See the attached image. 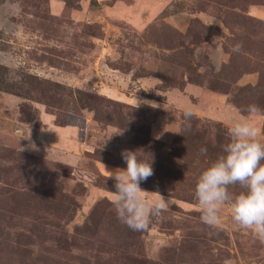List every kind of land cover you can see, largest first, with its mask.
I'll return each instance as SVG.
<instances>
[{"label":"rangeland","instance_id":"1","mask_svg":"<svg viewBox=\"0 0 264 264\" xmlns=\"http://www.w3.org/2000/svg\"><path fill=\"white\" fill-rule=\"evenodd\" d=\"M0 80V264H264L227 205L210 228L194 195L234 121L264 141V0H0ZM123 150L152 161L141 195L171 205L144 231L112 203Z\"/></svg>","mask_w":264,"mask_h":264},{"label":"clouds","instance_id":"2","mask_svg":"<svg viewBox=\"0 0 264 264\" xmlns=\"http://www.w3.org/2000/svg\"><path fill=\"white\" fill-rule=\"evenodd\" d=\"M241 48L242 45L237 43L232 50L239 52ZM221 67L219 63L214 64L217 72ZM144 103L159 107L151 101ZM247 111L259 113L261 110L256 105H249ZM194 116L190 107L183 110L186 127L191 126ZM227 132L229 140L222 145V154L203 169L196 180L194 195L201 213L200 220L210 228H221L220 212L227 205L232 220L242 229L251 231L254 239L264 244V141L259 139L261 130L249 120H237ZM200 151L206 154L207 149ZM135 153L123 150L121 157L126 168L107 171V179L114 182L112 203L117 219L133 231H144L153 218L161 217L171 205L169 199L159 193L158 199L152 201L141 195L148 192L140 188V183L154 175V170L152 161L140 160ZM233 186L241 189L234 196L229 192Z\"/></svg>","mask_w":264,"mask_h":264},{"label":"trees","instance_id":"3","mask_svg":"<svg viewBox=\"0 0 264 264\" xmlns=\"http://www.w3.org/2000/svg\"><path fill=\"white\" fill-rule=\"evenodd\" d=\"M32 82V83H31ZM33 82H35V83H39V84H46V83H48V82H44V83H42L43 81H40V79H38V78H36V77H29V79H27V81H26V83H29L30 84V86H31V84H33ZM4 83V82H3ZM2 82H1V80H0V89H2V90H6V87L5 86H3L4 84H3ZM27 85V84H26ZM26 85L24 86V88L26 89ZM27 89L29 90L30 88L29 87H27ZM48 93H50L51 91H52V87H48ZM13 92V94H15V95H21L20 93H19V91H18V93H16L15 92V90L13 89L12 90ZM30 91H31V89H30ZM32 97V96H31ZM24 98H26L27 99V97H24ZM49 105V104H48ZM20 162H23V160H21Z\"/></svg>","mask_w":264,"mask_h":264}]
</instances>
